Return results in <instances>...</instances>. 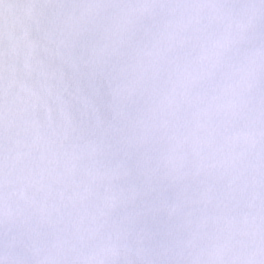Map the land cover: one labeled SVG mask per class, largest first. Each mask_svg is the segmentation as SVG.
I'll use <instances>...</instances> for the list:
<instances>
[{
    "label": "snow or ice",
    "instance_id": "obj_1",
    "mask_svg": "<svg viewBox=\"0 0 264 264\" xmlns=\"http://www.w3.org/2000/svg\"><path fill=\"white\" fill-rule=\"evenodd\" d=\"M0 264H264V0H0Z\"/></svg>",
    "mask_w": 264,
    "mask_h": 264
}]
</instances>
